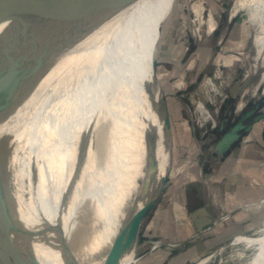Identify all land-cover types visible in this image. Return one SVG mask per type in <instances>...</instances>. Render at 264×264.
<instances>
[{"label":"bare ground","instance_id":"1","mask_svg":"<svg viewBox=\"0 0 264 264\" xmlns=\"http://www.w3.org/2000/svg\"><path fill=\"white\" fill-rule=\"evenodd\" d=\"M204 2L193 0L189 5L196 36L203 30L210 34L218 25L212 10L205 13ZM161 7V0H136L94 26L36 82L8 118L0 121V137L14 135L19 140L6 165V196L9 204L14 201L15 219L31 233L27 246L42 264H73L83 258L92 264L135 262L132 253L120 257L124 225L113 256L109 242L97 229L87 236L84 233L96 206L100 208L103 201V209L108 211L106 207L117 198L112 196L121 195L123 190L135 189L124 224L132 207L142 204L137 197L143 175L151 166L146 158L138 159L137 148L155 106L153 81L160 91L152 73L148 30ZM241 10L253 27L256 56L264 59V0H233L229 16ZM176 86L181 88L183 83L178 81ZM163 105L162 101V118ZM197 107L201 118L211 119L203 104ZM123 136L129 142L125 148L131 156L128 165L113 157ZM125 166L121 180L104 190L109 168L121 170ZM159 177L160 170L155 172L154 186ZM175 208L180 215L177 205ZM80 210L84 216L79 220ZM228 246L225 255L219 250L194 264H209L216 254V264H264V225L238 235ZM79 251L86 255L79 256Z\"/></svg>","mask_w":264,"mask_h":264},{"label":"rangeland","instance_id":"2","mask_svg":"<svg viewBox=\"0 0 264 264\" xmlns=\"http://www.w3.org/2000/svg\"><path fill=\"white\" fill-rule=\"evenodd\" d=\"M203 1H205V13L212 10L214 15L216 14L215 18L219 19V15H223L224 18L218 22V28L210 34H206L203 30L200 36L195 35L196 22L193 21L194 15L189 6L193 0H161L160 12L148 30L150 60L156 59V75L167 94L173 143L170 158L161 114L163 97L153 81L151 91L155 106L148 131L137 148V156L138 159L146 158L150 166L155 165V172L160 170V177L149 195L158 194L161 178L167 173L168 175L162 193L159 194L153 207L148 210L141 225L139 254L159 239L176 242L187 235V230L180 231L182 226H185V220L176 221L172 207L175 201L178 203L184 201L182 186L185 183L191 181L192 185L189 186H192L193 191L199 192L200 168H203L202 177L205 178L206 175L209 196L217 216L220 217L212 232L218 233L216 239L204 249L192 252V256L187 254L185 258H181L180 261L177 259L172 264H194L216 248L225 255L229 250V244L221 248L222 244L229 242L236 235L249 233L264 225V203L240 208L231 216L227 214L228 210L237 204L259 201L264 197V174L260 179L251 173L246 174L248 169L253 168L252 160L247 158L256 159L255 162L261 164V170H264V119L256 122L254 130L240 139V144L237 145L238 152L233 153L232 160L225 164L219 176L214 177L205 171L210 148L222 132L236 123L245 111L255 109V115L264 112L262 109L264 107L255 108L264 100V61H262L264 59L256 56L252 42L253 27L245 11H239L231 21H228L233 0H228L229 7L226 13L222 11L225 0ZM176 81H181L183 87L178 88ZM185 94L186 96L183 97ZM200 103L209 112L211 119L201 118L197 107ZM238 103L243 104L242 108L238 107ZM221 126H223L222 130H220ZM128 144L123 136L113 151V157L123 159L124 165H128L131 161V156L125 152ZM125 170L126 166L121 170L110 167L104 182V190L113 188L121 180ZM82 177L83 174L80 180ZM134 192L135 189H125L121 195L112 196L117 198L111 201L110 207H106L108 211L103 209V201L100 202V208L96 206L94 216L84 233V236H87L88 232L97 229L109 242L112 256ZM163 207L165 209L163 217L157 219L156 214H161ZM81 210L77 216L79 220L84 216ZM70 211L67 213L69 214ZM197 215L196 224L192 221L193 229L207 224V220L201 216L203 214ZM176 253H179V249L158 245L154 247L147 261L149 260L148 264H157L166 255ZM84 254L86 255L85 251H79V256H85ZM215 256L209 264H216L217 260L219 261L218 254ZM81 260L79 262L76 259V262L72 261V263L92 264L90 261L87 262V258ZM250 263L251 261L248 264ZM220 264H231V261H223Z\"/></svg>","mask_w":264,"mask_h":264},{"label":"water","instance_id":"3","mask_svg":"<svg viewBox=\"0 0 264 264\" xmlns=\"http://www.w3.org/2000/svg\"><path fill=\"white\" fill-rule=\"evenodd\" d=\"M9 1L13 21L10 28L11 46L4 51V57L0 63V121L8 118L28 96L36 82L56 64L67 50L86 36L94 26L103 23L114 13L136 0ZM151 67L158 81L155 58L151 62ZM158 85L164 102L165 143L171 158V122L166 100L167 94L159 81ZM260 107H264V100L259 102L255 108ZM254 112L255 109H251L221 134L210 148L215 157L222 156L232 144L238 141L242 131L249 132L254 123L264 119V112H261L245 122L247 117ZM222 128L223 126L220 130ZM17 144L19 140L14 135L0 137V264H42L27 246L26 241L30 240L31 233H28L15 219L12 210L14 201L9 204L6 196L9 191L6 180L9 175L6 173V165L13 156L14 147ZM202 172L203 168H200V179L205 188L206 179L202 177ZM167 175L168 173L161 178V187L158 191L164 186ZM154 178L155 165H152L149 173L141 182L137 197L142 204L132 207L124 224L120 257L132 253L134 264H138L139 260V233L144 214L157 196V194L149 195L154 186ZM215 223L216 220L213 219V225ZM210 228L211 226L207 230ZM164 244L169 247L179 246L158 241L152 245V248Z\"/></svg>","mask_w":264,"mask_h":264},{"label":"crops","instance_id":"4","mask_svg":"<svg viewBox=\"0 0 264 264\" xmlns=\"http://www.w3.org/2000/svg\"><path fill=\"white\" fill-rule=\"evenodd\" d=\"M10 6H11V3L9 0H0V63L3 60L4 51L11 46V40H10L11 30H10V28L12 26L13 16L10 13ZM185 96H186V94L183 95V97H185ZM169 117H170V114H169ZM170 122H171V120H170ZM255 127H256V124L254 123L252 129L249 132H245L244 135L252 132ZM172 133H173V130H172V124H171V155H172V143H173ZM243 136L241 137V139L243 138ZM239 141L232 144L223 153L222 156H216L215 157L213 155V152L211 153V150H210L208 163L205 166L206 173L208 172L214 177L219 176L221 174V172L223 171V167L225 166V164L229 160H232L231 157H233L232 156V155H234L233 153L236 151L238 152L239 148L237 147V145L240 144ZM247 159L252 160V162H253L252 165L251 164H248V165H251L253 168L248 169L246 171L247 172L246 174L251 173L252 175L257 176L256 178L260 179L262 174H264V173H262V172H264V170H261L262 165L255 162L256 159H254V158H247ZM178 172H181V171L179 170ZM244 173H245V171H243V174ZM205 179H207L206 175H205ZM189 185H192L191 181L185 183L182 186V187H184V189H183L184 201L182 203H178L175 201L173 203V207H172L175 220L176 221L185 220V224H184L185 226H182V229H180V231L185 232V230H187L188 233L185 237H183L182 239H180L176 242H171V241L166 240V239H159L158 241H161L164 243L179 245L176 247H170L173 249H179V253L178 254L176 253L173 255H166L165 257H163V259H160L157 264H172V263H175V261H177V259L180 261L181 258H185L186 257L185 255H187V254H189V256H192V252H197L201 249H204L214 239H216V237L218 235L217 232L212 233L213 230H215V226L218 223L220 217L217 216V211L214 208L212 200L210 199L207 180H206V187L204 188L202 183H201V179H199V185H200L199 192H197L195 190L193 191L192 186H189ZM157 193L158 194H157L153 204H155L157 202L159 194L162 193V189L160 191H157ZM168 197H169V195H168ZM260 203H264V197H262L259 201H248V202L237 204L236 206H234L230 210H228L227 214L231 216L235 211L239 210L240 208H243L246 206L248 207L251 205H257ZM176 205L178 206V209L180 211V215H177V210L175 208ZM152 207H150L149 209H151ZM148 210L144 214L142 223L144 222V220L148 214ZM164 210L165 209L163 207L161 214L160 213L156 214L157 219H159V217H160V219H161V217H163ZM198 212H202V213H198ZM197 214H203L201 216H203L207 220V224L204 227H199V228L193 229L192 226H193V224H196V219L198 218ZM213 219L216 220V223L214 225H213ZM192 221H193V224H192ZM210 226H211V228L209 230H207ZM236 236H238V235H236ZM236 236H234L229 242L222 244L221 247L229 244ZM162 246H167V245L164 244ZM167 247H169V246H167ZM153 250H154V248H152V246H150L146 251H144L143 253H140L138 264H145V262H146V264H148L149 260L147 261V259ZM216 250H218V248L210 251L204 257L214 253ZM204 257H202V258H204Z\"/></svg>","mask_w":264,"mask_h":264},{"label":"flooded vegetation","instance_id":"5","mask_svg":"<svg viewBox=\"0 0 264 264\" xmlns=\"http://www.w3.org/2000/svg\"><path fill=\"white\" fill-rule=\"evenodd\" d=\"M223 3H224V4H223V10H222V11H223V13H226L227 10H228V7H229V1H228V0H225ZM219 18H220L219 20H218V18H216L217 24H218L219 21L224 20L223 15H221V16L219 15ZM231 19H232V18L229 16L228 21H231ZM217 28H218V25H217L216 29H217ZM181 75H182V74H181ZM181 75H180V76H181ZM182 78H184L183 75H182ZM248 111H249V110H248ZM248 111H245L241 116H243L244 114H246ZM256 115H257V114H256ZM254 116H255V112L252 113L249 117H247V119L245 120V122L250 121ZM240 118H241V117H240ZM240 118H239V119H240ZM239 119H238V120H239ZM234 124H235V123H234ZM234 124H233V125H234ZM230 127H231V126H230ZM230 127H229V128H230ZM229 128H228V129H229ZM228 129H226V130H228ZM226 130H225V131H226ZM225 131H223V132H225ZM223 132H222V133H223ZM244 133H245V132L242 131V135H241V137L244 135ZM241 137H240V139H241ZM240 139H239V140H240ZM239 140H238V141H239ZM236 142H237V141H236Z\"/></svg>","mask_w":264,"mask_h":264}]
</instances>
